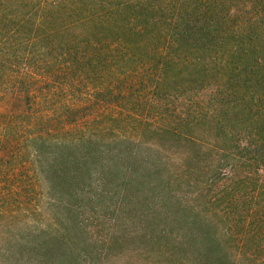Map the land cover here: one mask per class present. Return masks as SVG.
Masks as SVG:
<instances>
[{"label":"trees","instance_id":"obj_1","mask_svg":"<svg viewBox=\"0 0 264 264\" xmlns=\"http://www.w3.org/2000/svg\"><path fill=\"white\" fill-rule=\"evenodd\" d=\"M0 264H264V0H0Z\"/></svg>","mask_w":264,"mask_h":264}]
</instances>
